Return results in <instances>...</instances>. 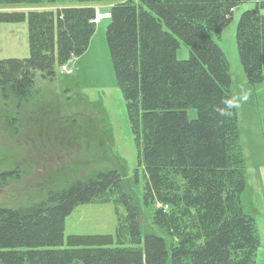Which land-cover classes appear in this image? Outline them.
Wrapping results in <instances>:
<instances>
[{
	"label": "trees",
	"instance_id": "1",
	"mask_svg": "<svg viewBox=\"0 0 264 264\" xmlns=\"http://www.w3.org/2000/svg\"><path fill=\"white\" fill-rule=\"evenodd\" d=\"M67 2L86 5L60 7ZM102 3L111 5L105 40L142 171L141 205L163 237L142 236L140 207L107 170L28 206L0 207V264H254L260 243L242 208L245 160L229 65L210 35L219 38L250 3L236 24L237 55L247 83H264V0H0L27 9L0 12V23L26 22L29 49L26 59L0 60L3 98L28 103L37 72L53 81L56 68L84 54ZM180 44L185 60L176 57ZM109 203L114 236L64 239L74 208Z\"/></svg>",
	"mask_w": 264,
	"mask_h": 264
},
{
	"label": "rangeland",
	"instance_id": "2",
	"mask_svg": "<svg viewBox=\"0 0 264 264\" xmlns=\"http://www.w3.org/2000/svg\"><path fill=\"white\" fill-rule=\"evenodd\" d=\"M85 5L67 2L60 7ZM110 6L97 5L100 11ZM251 7L250 3L240 5L220 37L210 36L229 65L230 95L245 160L242 208L254 219L259 237L254 264H264V83H247L235 42L237 21ZM11 11L27 9L0 7V12ZM108 23L104 19L96 24L85 53L72 62L68 60L65 72L56 68L53 81L42 80L37 72V93L28 103L18 107L13 98L4 99L0 92V175L17 171V175L0 177V207H25L45 199L48 192L111 170L120 175L132 202L141 209L142 236L152 233L163 237L141 205L142 171L125 103L115 85L105 40ZM28 56L27 23H0V60H23ZM176 57H189L183 44ZM195 114L194 109L187 110L189 118L194 119ZM118 210L124 213L123 207ZM115 229L112 203L85 204L65 217L63 235L65 240L69 236H114Z\"/></svg>",
	"mask_w": 264,
	"mask_h": 264
},
{
	"label": "built area",
	"instance_id": "3",
	"mask_svg": "<svg viewBox=\"0 0 264 264\" xmlns=\"http://www.w3.org/2000/svg\"><path fill=\"white\" fill-rule=\"evenodd\" d=\"M106 17H109V15H108V14H103V15H102V14H99L98 11L96 10V11H95V17H94L92 23H96V22H98L101 18H106ZM69 61L72 62V60H69ZM66 64H67V63H65L64 65H62V66L60 67V70H61V71L65 72Z\"/></svg>",
	"mask_w": 264,
	"mask_h": 264
},
{
	"label": "crops",
	"instance_id": "4",
	"mask_svg": "<svg viewBox=\"0 0 264 264\" xmlns=\"http://www.w3.org/2000/svg\"><path fill=\"white\" fill-rule=\"evenodd\" d=\"M48 9H55V8H48ZM104 9H105V11H103V12H106V11H108L109 7H104Z\"/></svg>",
	"mask_w": 264,
	"mask_h": 264
}]
</instances>
